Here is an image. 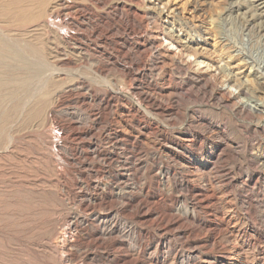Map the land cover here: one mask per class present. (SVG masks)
Listing matches in <instances>:
<instances>
[{"label":"rangeland","instance_id":"1","mask_svg":"<svg viewBox=\"0 0 264 264\" xmlns=\"http://www.w3.org/2000/svg\"><path fill=\"white\" fill-rule=\"evenodd\" d=\"M10 1L0 0V264H111V255L83 245L86 232L69 223L90 212L67 200L63 184L78 180L79 186L91 191L95 183L113 185L108 168L136 165L141 174L152 166V173L140 175L138 181L129 177L120 189L140 182L154 188L153 176H159L163 167L160 162L175 164L163 149L171 144L162 140L164 131L152 130L154 123L171 139H186L187 145L190 142L183 134L195 132L203 147L223 145L221 148L227 149L215 172L218 193L212 204L219 202L212 208L202 205L199 210L202 218L210 220L203 232L211 231L216 237L217 229H225L223 223L218 224L220 218L237 217L238 222L228 228L238 231L240 238L234 243L220 234L217 240L225 247L247 242L237 260L264 264V177L256 173L253 162L259 146L264 148V34L258 31V20L254 26L242 19L243 12L264 15V0H21L24 13L5 9ZM236 6L241 9L227 11ZM199 78L213 85L204 91L202 84L192 83ZM229 78L248 86L251 94H242L235 101L230 92L236 94L237 90L225 82ZM215 87L229 94L231 102L226 106L220 94L207 98ZM107 90L116 92L119 100L106 109L91 141L93 147L112 156L93 157L100 170L91 168L84 174L89 182L86 185L78 173L70 171V166L80 167L74 152L82 147L70 139L69 122L85 124L97 110L96 101L83 100L82 93L103 94ZM156 101L172 105L174 112L148 113ZM241 102L259 112L243 111L240 117L235 116L231 109ZM116 114H121L122 125L115 123ZM246 116L251 122L242 120ZM187 118L190 125L185 124ZM250 127L254 129L253 140L242 130ZM119 131L132 134L135 149L130 150L128 141L115 140L114 133ZM250 174L259 187L247 180ZM231 177L234 180L229 182ZM161 180L164 193L182 194L172 182ZM170 196L161 207L168 206ZM210 208H216L217 213L212 215ZM151 230L156 231V226ZM171 247L156 255L160 261L166 258L168 264L174 255L178 264H215L219 250L203 253L198 259L191 245L183 247L174 241ZM152 255L150 251L148 256Z\"/></svg>","mask_w":264,"mask_h":264},{"label":"bare ground","instance_id":"2","mask_svg":"<svg viewBox=\"0 0 264 264\" xmlns=\"http://www.w3.org/2000/svg\"><path fill=\"white\" fill-rule=\"evenodd\" d=\"M21 2H22L21 0H11L10 3H8V6L5 7V9L17 10V13H20V12L24 13V11H23L24 8L22 9V7L20 5ZM246 2H249V0ZM251 3L253 4V1H251ZM262 5H264V4H262ZM253 7H254V5H253ZM240 9H241L240 6H236V7H231L227 11H229V13H231V12H234L235 10L238 11ZM263 9H264V7L262 6V10ZM20 10H22V11H20ZM248 10H249V8H248ZM41 13H42V10H41ZM243 14H244V16L242 17V19H244L243 21H245V22L250 21V22H253V25L254 24L257 25V23H254V22H256L258 20L260 23L258 31L264 34V15H262L263 13L258 12L256 14V13L250 12V13H248V15H245V13L243 12ZM256 25H254V26H256ZM243 28L245 29V27H243ZM257 28H258V26H257ZM249 30H251V29H249V26H248V31ZM255 31L257 33V30H255ZM100 36H102V35H100ZM260 38H261V36H260ZM219 75L220 74H218V76ZM216 78H217V76H216ZM219 78H220V76H219ZM212 79H213V77H212ZM213 80H215V79H213ZM226 80L227 81H225V82L228 85L230 84L232 87L234 86L235 89L237 90L236 94L230 92V94H233L232 97H233V99L235 98L234 99L235 101H236V98H238V96H240L242 94H247V93L251 94L249 87L248 86L246 87L245 85H243V83L231 80L230 78L226 79ZM221 82H223V81H221ZM192 83L194 85L202 84V86H203L202 88L204 89V91L213 85V83L211 81L203 80L202 78L200 79V81H194ZM226 83H225V85H226ZM222 90L223 89H219L216 87L214 89L212 88L211 92L207 94V98L214 99V98H216L215 96L217 94H220L221 99L224 100V104L226 106V104L231 102V99H229V97H228L229 94L228 95L223 94ZM37 92H39V90ZM38 95H39V93H38ZM81 96H82L83 100L89 99L91 101H96L97 110H96V112H92L89 115V121H87V123H85V124H80L79 122H76L74 120L69 122V131H70V136H71L70 139H72L73 141H78L79 147H82L80 151L75 150V152H74V155L78 159L77 163L80 167L73 168V166H70V171L74 172V173H78L81 176L80 178L84 179V180H82L83 184L85 183L86 185H89L88 180H86L84 178L85 177L84 174L87 171L91 170V168H95L96 170H100V167L98 165H95L94 161H92L93 157L106 158L108 156H112L110 154L111 152L109 153L107 151L100 150L98 148L96 149L95 147H93V142L91 141V136H92L91 133L103 121L104 116L106 115V109L111 107V106H116L117 101L119 100V95L116 92L107 90L103 94H99L95 91H89L88 93L84 92L81 94ZM148 99H150V98L148 97ZM42 100H43V98H42ZM169 103H170V101H169ZM241 103L236 106V109H234V108L231 109V113L234 114L235 116L240 117V113L243 111L244 112L245 111L253 112V113L259 112L257 109L253 108V106L251 107L249 105H246L243 103L241 104ZM153 106L154 107H151L150 109H147L146 111L148 113L155 112L158 115H162V114L169 113L172 111L174 112L173 106L170 104L168 105V104H164L162 102L156 101L155 105H153ZM128 109H130V108L128 107ZM130 110H132V109H130ZM121 111H122V113H124L123 110H121ZM137 111H139V110H137ZM49 114H51L50 110L47 111L48 116H49ZM119 115H121V114H119ZM119 115L118 114L115 115L114 121L116 124H121L122 118H120V117H122V116L119 117ZM110 119H111V117H110ZM238 120H239V118H238ZM242 120L247 121V122H251L250 118L247 116ZM139 121H140V119H139ZM158 122H161V121H158ZM200 123H202V122H200ZM185 124L190 125V118H187V120L185 121ZM112 126H114V125H112ZM129 126H131V125H129ZM147 126H149V125H147ZM253 126H255V125H253ZM260 127H262V125ZM194 129H196V128H194ZM152 130L153 131H157V130L164 131V134L161 136L162 140L170 143L171 146L165 147V148H163V146H161V147L164 150L168 151V154H166L167 158L172 157L173 161H175V164L168 163L169 161L168 162L167 161H161L160 162V163H162L163 167H161V169H160V175H159L160 177L158 175L153 176V179L155 177V180H156V181L153 180L154 181L153 184L155 186L154 188L149 186L147 182H140V183L136 182V181H138L140 175L144 177V175H146V174L147 175L151 174L152 173V166L145 167L142 174H141L140 169L138 167H136V165L135 166H133V165L132 166H123L122 165V167L118 168V169L108 168L107 172L109 173L108 175H111V177H112L113 185L107 184V183H105L106 185H100V183H95V185L93 186L91 191H87V189L85 190L84 188L79 186L80 184H79L78 180H75L73 184H67V183L63 184V188L65 189V191L67 193V200L69 202H74L79 207L83 208L84 211L90 212V214L88 216L74 217L69 222L73 226V228L80 229V230L86 232L87 239L85 238L86 240H83V245H90V246L93 245L96 248L102 249L105 252L104 254H106L107 256L111 255V260H110L112 262L111 264H166V261H167L166 258L164 260L162 259L160 261V259L156 255L164 254L165 253L164 250L169 251L170 247H171V245H173L174 241L180 242V246L182 245L183 247L185 245H191L192 247H194V249L196 250V254H197V255H195V254L194 255L198 259H199V257L202 258L201 254L211 253V252H214L213 250L215 248H219L216 256L214 257L216 260H218V261L215 260V264H218V262H219V264H222V263L223 264H229L227 262L228 260H233L234 261L233 264H244L242 261L239 262L237 260V257L238 258L240 257V254H241L243 248L246 247L247 242L242 241L241 243L239 242L240 244H238V245L234 244L232 246L229 245L230 247L229 246L225 247V246H222L223 244H221V242L217 240V238H218L217 236L220 234H223L225 239H228V240L232 239L233 242L235 240L237 241L240 238V234L238 233V231L234 232L232 229L228 228L230 226V224L231 223L233 224V222H235V220L237 221L238 218L237 217H230V218L228 217V219L220 218V220H219L220 223H218V221H217V223L219 225L223 223L225 225V227H223V228H225V229H219V230L217 229V235L215 237L214 236L215 233L213 234V233H211V231L209 233H207L208 231L205 233L203 232L208 228L210 220L208 221V220L202 218L204 214L201 216L200 212H199V210L202 208V205L207 204V206L209 205V207L212 208L213 206L216 205V203H217L216 201L219 202V199H218V200L214 201L212 204V201L216 199V195L218 193L217 192L218 188L215 187V184H214L215 172H217L219 170L218 164H219L220 160L223 158V156L227 153V151H226L227 149L226 150L222 149L221 147H223V145H221V147H219V146H216V147L209 146L206 148L203 147L202 143L199 142V140H198L199 137L195 134V132H194V134H185V135L183 134V136L188 137V141L190 142V144L187 145V144H185L186 139H182V138L171 139L169 137V135L167 134V131H165V129L163 127H160L158 124L154 123V127L152 128ZM242 130L248 139H250V140L255 139L253 128H251V127L250 128H244ZM240 132L241 131H239V133ZM144 133H146V132H144ZM148 133H150V132H148ZM213 133H214V131H213ZM114 134H115V140L116 141H121V142L128 141L129 146L131 147V149L130 148L129 149L130 150H132L133 148L135 149L136 142L132 140L133 139L132 134L126 135L120 131L115 132ZM151 134H155V133L152 132ZM159 135H160V133H159ZM256 135H258V134H256ZM243 137H244V135H243ZM136 140H138V139H136ZM65 141H67V140H65ZM224 142H226V140ZM224 142H223V144H224ZM114 143H115V141H114ZM148 143H150V142H148ZM256 145H257V143H256ZM184 147H186L188 149V152L184 151V149H185ZM253 147L254 146H252V148ZM102 148L103 147H101V149ZM74 149H76V148H74ZM177 149L181 150V151H177ZM251 150H249V151H251ZM160 151H158V152H160ZM162 152H164V151H162ZM237 152H239V151L237 150ZM137 153H139V152H137ZM130 155H132V154H130ZM157 156L160 158L159 155H157ZM255 158L256 159H254L253 162L255 164H257V167L256 168L254 167V169L256 170V173L259 176L262 175L264 177V148H263V146H259V148L257 149ZM113 159H114V157H113ZM245 160H247V159H245ZM69 163L71 164V162H69ZM255 164H254V166H255ZM71 165H73V164H71ZM159 165H161V164H159ZM176 165H179V167ZM249 165H250V163H249ZM251 169H253V166L251 167ZM222 173H223V171H222ZM105 174H106V172H105ZM227 174H229V173H227ZM253 174L246 175L248 181L251 182L253 180V178H254ZM129 177L137 179L135 182L138 184L133 183V184H135L134 186H126L123 188V190L120 189L119 185H122L123 183L126 184V181ZM104 178H105V176H104ZM163 178L165 179L167 184H170L172 182L176 191L179 193H182V194L180 196H170L169 193H167V192L164 193V191L160 188V184L162 182L161 179H163ZM233 180H234V177H231L229 182H232ZM256 180H254V182L253 181L252 182L254 183L255 187H259V183ZM132 181H133V179H132ZM218 181H220V180H218ZM219 183H221V182H219ZM219 183L217 182V184H219ZM223 183H224V181H223ZM246 184H248V183H246ZM74 185L75 186L78 185L79 187L77 189L76 188L74 189L73 188ZM256 194H257V192H256ZM167 195L170 196L168 206L166 208L161 207V205H163V204H161V202L165 199V197ZM255 198H256V196H255ZM165 202H164V204H165ZM176 204L177 205L179 204L180 206L178 205L176 208H174V206ZM219 205L217 208H219ZM251 205H253V204H251ZM219 209L222 210L221 208H219ZM248 209H249V207L247 208V211H248ZM250 210H251V208H250ZM209 212L213 215L214 213H217V209L213 208V209L209 210ZM206 217L209 218L208 216H206ZM223 217H225V216H223ZM211 218H213V217H211ZM254 220H257V219H254ZM251 221H252V219H251ZM253 224H254V222H253ZM253 224H251V225H253ZM152 225L156 226V231L151 230ZM256 226H258V225L256 224ZM263 231H264V229H263ZM254 237H256V236H254ZM258 239H256V241ZM263 241H264V238H263ZM251 245H253V244H251ZM171 249H172V247H171ZM178 250L181 251L180 249H178ZM150 251H153L154 255L148 256ZM172 251H173V249H172ZM89 252H90V250H89ZM173 253H174V251H173ZM96 254H98V253H96ZM154 256H155V258H154ZM235 258H236V260H235ZM210 261H212V260H210ZM236 261H238V262H236ZM181 263H182V261H181ZM181 263L179 262V264H181ZM168 264H178L176 257L174 255L171 257ZM205 264H211V263L206 262Z\"/></svg>","mask_w":264,"mask_h":264}]
</instances>
